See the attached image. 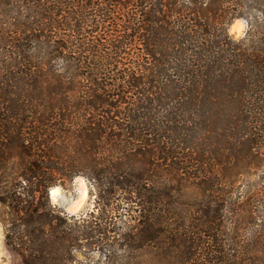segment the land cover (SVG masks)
I'll list each match as a JSON object with an SVG mask.
<instances>
[{
	"label": "trees",
	"instance_id": "16d2710c",
	"mask_svg": "<svg viewBox=\"0 0 264 264\" xmlns=\"http://www.w3.org/2000/svg\"><path fill=\"white\" fill-rule=\"evenodd\" d=\"M0 204L20 264H264V0H0Z\"/></svg>",
	"mask_w": 264,
	"mask_h": 264
},
{
	"label": "rangeland",
	"instance_id": "374dc122",
	"mask_svg": "<svg viewBox=\"0 0 264 264\" xmlns=\"http://www.w3.org/2000/svg\"><path fill=\"white\" fill-rule=\"evenodd\" d=\"M249 18V16L235 18L229 25V33L235 38L242 36L247 30ZM237 22L241 24V30L239 33L233 32V26ZM78 178L84 181L85 187L87 188V197L76 211H69V209H71L73 205L80 200V193L78 191L79 184L76 182ZM53 187L59 188L60 192L55 200L50 199V196L49 199L53 205H56L63 212L78 214L80 212L89 211L93 208L94 194L89 181L83 176H75L71 179L65 180L64 182L56 184ZM4 211L5 207L0 204V264H20L18 256L10 251L4 242V226L2 222V217L5 215Z\"/></svg>",
	"mask_w": 264,
	"mask_h": 264
},
{
	"label": "clouds",
	"instance_id": "9594fccd",
	"mask_svg": "<svg viewBox=\"0 0 264 264\" xmlns=\"http://www.w3.org/2000/svg\"><path fill=\"white\" fill-rule=\"evenodd\" d=\"M241 30V24L237 22L233 26V32L239 33ZM79 184V193H80V200L77 201L69 211H76L84 202V200L87 197V188L85 187L84 181L82 179H77L76 181ZM60 189L55 188V189H49V196L50 199L55 200V198L59 195Z\"/></svg>",
	"mask_w": 264,
	"mask_h": 264
},
{
	"label": "bare ground",
	"instance_id": "6f19581e",
	"mask_svg": "<svg viewBox=\"0 0 264 264\" xmlns=\"http://www.w3.org/2000/svg\"><path fill=\"white\" fill-rule=\"evenodd\" d=\"M55 188H57V187H52L51 189H55Z\"/></svg>",
	"mask_w": 264,
	"mask_h": 264
},
{
	"label": "water",
	"instance_id": "95a60500",
	"mask_svg": "<svg viewBox=\"0 0 264 264\" xmlns=\"http://www.w3.org/2000/svg\"><path fill=\"white\" fill-rule=\"evenodd\" d=\"M51 189V188H50Z\"/></svg>",
	"mask_w": 264,
	"mask_h": 264
}]
</instances>
